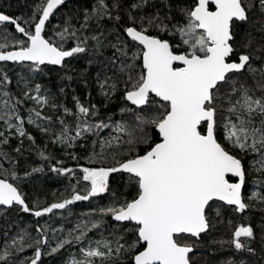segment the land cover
I'll use <instances>...</instances> for the list:
<instances>
[{"label": "snow or ice", "instance_id": "snow-or-ice-1", "mask_svg": "<svg viewBox=\"0 0 264 264\" xmlns=\"http://www.w3.org/2000/svg\"><path fill=\"white\" fill-rule=\"evenodd\" d=\"M69 3L0 10V264H209L206 240L220 264H264V0ZM92 68L99 102L72 89L69 107ZM26 153L42 163L21 175ZM45 166L70 196H28ZM93 198L73 227L50 223Z\"/></svg>", "mask_w": 264, "mask_h": 264}, {"label": "trees", "instance_id": "trees-1", "mask_svg": "<svg viewBox=\"0 0 264 264\" xmlns=\"http://www.w3.org/2000/svg\"><path fill=\"white\" fill-rule=\"evenodd\" d=\"M87 0H71L69 3V7L72 6V4H83L86 3ZM33 0H0V10H4L6 14H13L16 16H23L30 13L32 8ZM65 13H67V9H65ZM63 16L58 17L53 21V24L60 23L63 20ZM75 66L77 70H82L87 67V65L83 61L75 62ZM6 71L9 72V75H14L13 73V65L11 62L7 65L5 68ZM95 68L89 69L88 71V87L86 88L84 83L82 81H74L71 83V87L68 89L69 95L66 99V103L69 107H72V99H71V90L75 89V94L80 96L81 100L87 99V93L88 91L92 92L93 97L95 98L93 102L98 103L99 98L96 95V89L93 87L92 82V74L94 73ZM53 81L58 80V77H56L54 74L49 73ZM43 83H47L48 81H41ZM55 90V89H54ZM110 111H117V108L115 105H113L110 109ZM29 131L33 133V135L37 136V141L40 142L42 140V137L38 132L33 130L29 126ZM13 145H15L17 142L15 140L12 141ZM27 144V142H26ZM49 151L54 152L55 155L58 157L60 156V153L58 150L53 149L51 146H49ZM83 153H81L82 155ZM42 163L40 161L39 157L33 153L32 155L25 154V158L21 159V165H20V174L23 175L24 171L30 170V167L32 166H39ZM81 164L84 166H88V164L81 160ZM69 166L75 167L76 163L70 161ZM46 171L43 174H37L34 177L30 178L24 185L23 189L25 192L28 193V196L32 199L39 198L41 203H52V202H58L62 199H64L66 196H70V191H66L68 187V182L63 177H58L56 174ZM99 202L101 204L106 203L105 200H101L100 198H93L90 201H80L76 202L73 205H70L69 207L72 209L73 215L68 218L67 221H64L61 217L67 216L68 212L67 209L65 210H54V215H52L50 223L52 226L59 227L61 224H63L66 228H70L74 226V223L84 217H82L80 214L85 213L91 210L92 207L95 206V204ZM9 218V221L14 222L19 227H26L29 224H34V218L30 214L25 213H18L16 211H9L6 214ZM259 213L253 214L254 221L259 218ZM49 218L46 216L41 219V223H44L45 220H48ZM5 227V220L3 217H0V236H2L3 229ZM15 231V229H14ZM33 234L35 235V232L33 231ZM216 238H227V236L222 233L218 232L214 234ZM75 251V249H73ZM30 254V253H29ZM228 255L227 252L220 250L219 246L210 244L207 240L204 242L203 246L198 249V256L197 259L207 261L209 264H220V262ZM49 261V264H60L59 260H52L51 258H45Z\"/></svg>", "mask_w": 264, "mask_h": 264}, {"label": "water", "instance_id": "water-1", "mask_svg": "<svg viewBox=\"0 0 264 264\" xmlns=\"http://www.w3.org/2000/svg\"><path fill=\"white\" fill-rule=\"evenodd\" d=\"M71 1V0H70Z\"/></svg>", "mask_w": 264, "mask_h": 264}]
</instances>
